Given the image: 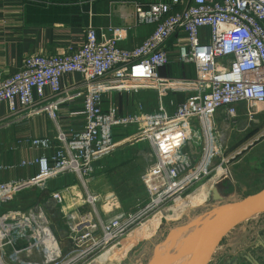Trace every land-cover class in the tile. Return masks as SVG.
<instances>
[{
    "label": "built area",
    "instance_id": "1",
    "mask_svg": "<svg viewBox=\"0 0 264 264\" xmlns=\"http://www.w3.org/2000/svg\"><path fill=\"white\" fill-rule=\"evenodd\" d=\"M133 7L136 23L151 25L152 30L132 47H121L112 27L88 25L78 46L68 45L61 53L25 55L15 71L0 77V103H6L13 114L20 107L21 117L41 112L55 116L66 100L61 77L78 73L82 80V86L69 97L81 98L82 108L75 113L81 117V127L68 134L59 131L53 139H18L13 148L26 146L43 153L18 162H0V171L24 166L37 169L31 177L0 181V207L9 205L21 191L42 189L48 180L64 173H73L84 183L103 158L125 142L142 138L154 158L141 177L152 207L99 219L96 225L97 197L88 193L84 199L92 211L80 213L60 240L42 205L26 211L6 210L0 214V264H22L18 261L22 252L51 241L43 250L44 259L35 264H88L143 227L159 206L200 181L213 159L218 160L217 167L225 168L264 139L262 126L252 141L227 153L219 133L221 127L234 123L239 105L247 117L246 127L264 124V0H148L134 2ZM107 31L112 35L107 36ZM172 61L194 65L195 77L161 76L159 68ZM176 86L189 87L192 92L176 105L170 97L166 103L174 109L168 111L164 98ZM139 91L156 94V109L120 114L112 106L102 107L107 94ZM131 126L139 129L115 139L116 132ZM171 132L176 133L178 143L192 144L194 152L184 151L169 160L160 143ZM196 147L199 158L194 159ZM49 196L55 205L62 204L61 190H52ZM29 236L34 243L15 248ZM9 247L10 256L6 253Z\"/></svg>",
    "mask_w": 264,
    "mask_h": 264
},
{
    "label": "crops",
    "instance_id": "2",
    "mask_svg": "<svg viewBox=\"0 0 264 264\" xmlns=\"http://www.w3.org/2000/svg\"><path fill=\"white\" fill-rule=\"evenodd\" d=\"M146 1L148 0H0V77L3 74L15 71L25 55L31 53H61L68 45L78 46L83 40L84 30L88 25L105 30L108 27H112L114 29L113 33L119 37L118 44L121 47H132L144 39L152 30L151 25L137 24L134 17L133 3ZM111 35L112 33L107 31V36ZM171 41L172 39L169 40L171 52L175 53V46ZM175 55L173 54V58H175ZM158 72L161 76L175 79H192L195 77L194 65L180 64L176 61H172L159 68ZM61 82L66 87V100L58 106L56 114L53 117L49 116L46 112L32 115L26 114L21 117L20 112L22 109L20 107L13 114L8 110L6 103H0V162H18L21 159H31L43 153L41 150L30 149L26 146L13 148V145L20 138L50 137L53 139L59 131L68 134L81 127V117L79 114H75L82 108L81 98H69L76 89L82 86L81 77L78 73L67 74L61 77ZM190 92L192 91L189 90V87L176 86L172 92L165 95L164 101H168L171 97L174 99L175 105L179 104ZM147 95V91H141L140 93L125 92L122 95H118L117 93L107 94L103 98L102 107L106 110L112 106L120 114L130 113V109H133L135 112H143ZM152 98L154 105L157 107V96L155 95V98L154 96ZM173 109L174 106H167L168 111H172ZM238 112L239 114L235 119L237 120V128L235 127L233 131L237 135L242 131V129L238 130L239 124L243 123L246 126L247 123V117L244 114L242 105L238 106ZM218 120H220L219 117ZM262 126L264 124L247 127L246 130L249 131H245L248 132L247 136L240 143L229 147L226 150L227 153L234 151L247 141H252ZM175 136L176 133L171 132L163 138V140L169 138L172 146L169 149L172 152L169 153V150L167 151L169 160H173L177 156L176 154L174 155V151L178 146L185 147L184 143L180 144L177 142ZM261 142H264V139L255 142L239 157L228 163L225 168H222L226 169L228 166L236 164L239 159H242V157L254 150ZM233 143L235 142L233 141ZM117 151L115 156H120L125 152L121 146ZM262 159H264V156H262ZM97 167L99 170V163ZM36 170L35 166L3 170L0 171V181L31 177L36 173ZM91 182L92 180L89 179L83 183L75 174L64 173L57 178L48 180L42 189L33 188L21 191L9 205L0 207V214L11 209L26 211L27 207L31 205V201L40 205V207L44 206L46 211V205L43 204L45 201L46 204L49 203L53 207L55 213L57 210V219L59 217L60 225L64 229H68L77 218L71 212V203H77L79 209L83 208V210H86L87 204L90 205L84 198L88 193L93 194ZM214 187L223 197L222 202L233 194L234 189L229 182L228 174L224 172L218 175V180H213L209 186L207 184L211 200H213L211 191ZM52 190H61L63 196L61 207L52 202L49 196V192ZM33 196L34 198L32 199ZM156 217L157 215L154 214L148 220L144 229L138 233H134L135 231H133L127 236V239L131 240V242L120 250L119 253L123 254L121 259L124 257L126 259L129 253L141 247L144 241L155 234L158 227L163 223L161 219L166 218V216H160L162 218L152 233L149 230L148 224L156 222ZM73 218L75 219L74 221L72 220ZM262 227H264V211L254 214L247 221L233 228L217 247L209 264H224V261L234 256L239 249H243L253 243L254 238H256V231ZM55 233H57L56 230ZM146 233L152 234L148 237H143ZM243 241L244 243L240 245ZM34 242V237H25L18 245H15V248H26ZM51 242L38 244V249L33 251L25 250L18 257L19 263L35 264V262H39L35 261L38 259L41 262V259H44L43 250H46L47 244ZM113 247L109 251L101 253L88 264H110L111 257L109 256L112 255L110 250L113 252ZM38 251L42 255H36ZM55 252L56 249L53 250V253ZM6 253L10 256L13 253L12 248L9 247ZM105 256H108L106 259H109V261L102 263ZM115 256L112 260L118 258ZM119 260L114 263L117 264Z\"/></svg>",
    "mask_w": 264,
    "mask_h": 264
},
{
    "label": "rangeland",
    "instance_id": "3",
    "mask_svg": "<svg viewBox=\"0 0 264 264\" xmlns=\"http://www.w3.org/2000/svg\"><path fill=\"white\" fill-rule=\"evenodd\" d=\"M138 93H140V91ZM147 94L144 102L145 107H143L144 113L152 112L156 108L152 98L153 96L155 98L156 94L152 91H147ZM164 103L166 107L173 106L169 104L167 105L165 101ZM133 112L135 111L130 109V113ZM236 124L237 120H235L232 125H227L219 129L221 143L226 150L229 147L240 143L249 132L246 130L247 127L243 123L239 124L238 122L240 126H238V130L242 129V131L241 133H238V135L236 133L234 134L233 131ZM138 129V126H131L124 130L123 133L116 132L115 139H118L120 136L126 137L131 135ZM176 137L177 136H175V138ZM138 140L139 139L130 140L121 145L125 152L120 156H115L118 152L117 150L120 148L119 147L110 156L103 158L99 162V170L98 167H96L90 178V180H92L90 183L91 189L93 190V194L97 197V203L94 208L96 211L93 213L96 225L98 219H110L127 212L136 213L140 209H150L153 205L151 202V196L148 194L141 177L153 164L154 158L153 155L151 156L148 141L143 138L139 141ZM233 141L235 143H233ZM160 144L166 151L172 147L169 138L164 139ZM184 151L189 154L194 152L192 144L185 145L184 148L178 146L174 151V155H177L175 159ZM168 152L171 153L172 150H169ZM262 156H264V142H261V144L254 150L242 157V159H239L236 164L230 165L226 169L217 167L218 160L213 159L209 169L206 170L205 175L200 181L187 190H184L182 195L180 194L175 199L162 204L156 209L158 210L155 214L157 215L156 222L154 221V223L148 224L149 230L152 233L155 231L159 224V220L162 218L160 216L163 215L166 216V218L161 219L163 223L158 227L155 234L148 240L144 241L141 247L129 253L126 259L125 257L121 259L123 254L119 253L120 250L128 246L129 242H131V240L129 241L127 238H124L118 244L114 245L113 252L110 250L112 255L109 256L111 257L109 263L116 264L114 262L121 259L117 264H151L154 250L158 245L159 248L157 247V253L160 251V257L163 255L162 261H165L168 255L172 253L175 254L173 249L177 248L178 244L185 238L189 229L192 227L197 228V224H200V222L206 218H210L213 209L217 205L238 200L264 187V159H262ZM193 158H199L197 147L195 148ZM221 172L228 174L229 182L234 190L229 198L225 199L224 202L218 203L210 199V190L207 188V184L209 186L213 180H218V175ZM33 198L34 196L32 199ZM30 204L31 205L28 206L27 209L25 208L26 210L34 207L36 203L31 201ZM43 204L46 205L51 228L56 230V237L62 239V237L67 235L68 231L60 225L61 222L59 217L57 219V210L55 213L53 207L49 203L46 204L44 201ZM71 204V212L74 213L75 218L78 217L80 213L92 211V206L89 204H87L86 210H83V208L79 209L77 203L72 202ZM72 220L74 221L75 219L73 218ZM150 234L146 233L143 237H148ZM106 251H109V249ZM115 255L118 258L112 260ZM107 257L105 256V259ZM105 259L102 263L109 261V259Z\"/></svg>",
    "mask_w": 264,
    "mask_h": 264
},
{
    "label": "water",
    "instance_id": "4",
    "mask_svg": "<svg viewBox=\"0 0 264 264\" xmlns=\"http://www.w3.org/2000/svg\"><path fill=\"white\" fill-rule=\"evenodd\" d=\"M212 199L222 202L218 190L212 188ZM264 211V187L238 200L217 205L204 224L194 247L180 264H209L224 237L237 225ZM245 241V240H244ZM244 241L240 244L242 245ZM224 264H264V227L256 231L253 243L239 249Z\"/></svg>",
    "mask_w": 264,
    "mask_h": 264
},
{
    "label": "bare ground",
    "instance_id": "5",
    "mask_svg": "<svg viewBox=\"0 0 264 264\" xmlns=\"http://www.w3.org/2000/svg\"><path fill=\"white\" fill-rule=\"evenodd\" d=\"M206 221L207 219L203 220L202 222H200V224H197L198 225L197 228L192 227L193 229L190 228L187 234L185 233L186 234L185 238L178 244L177 248L173 249V251H175V254L172 253L168 255L167 257L168 260L166 259L165 261H162L163 255L162 257H160V253H159L160 251L157 253V248H156L154 250L151 264H180L182 259L189 253V251L196 244L199 234L201 232V229L203 228ZM145 225L141 228L134 230L135 231L134 233H138L139 231L144 229Z\"/></svg>",
    "mask_w": 264,
    "mask_h": 264
}]
</instances>
